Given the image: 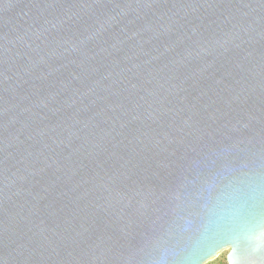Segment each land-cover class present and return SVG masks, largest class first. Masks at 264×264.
Wrapping results in <instances>:
<instances>
[{"label": "water", "instance_id": "obj_1", "mask_svg": "<svg viewBox=\"0 0 264 264\" xmlns=\"http://www.w3.org/2000/svg\"><path fill=\"white\" fill-rule=\"evenodd\" d=\"M264 0H0V264H264Z\"/></svg>", "mask_w": 264, "mask_h": 264}, {"label": "rangeland", "instance_id": "obj_2", "mask_svg": "<svg viewBox=\"0 0 264 264\" xmlns=\"http://www.w3.org/2000/svg\"><path fill=\"white\" fill-rule=\"evenodd\" d=\"M228 252H229V248L222 249L221 251H219L217 256L208 259L203 264H225V263L228 264L227 262Z\"/></svg>", "mask_w": 264, "mask_h": 264}, {"label": "snow or ice", "instance_id": "obj_3", "mask_svg": "<svg viewBox=\"0 0 264 264\" xmlns=\"http://www.w3.org/2000/svg\"><path fill=\"white\" fill-rule=\"evenodd\" d=\"M259 224L261 226H264V204H262V206H261V216L259 219Z\"/></svg>", "mask_w": 264, "mask_h": 264}, {"label": "trees", "instance_id": "obj_4", "mask_svg": "<svg viewBox=\"0 0 264 264\" xmlns=\"http://www.w3.org/2000/svg\"><path fill=\"white\" fill-rule=\"evenodd\" d=\"M225 264H227V263H225Z\"/></svg>", "mask_w": 264, "mask_h": 264}]
</instances>
